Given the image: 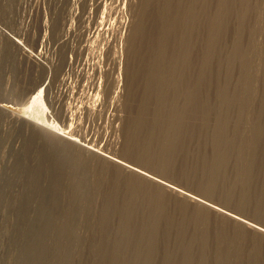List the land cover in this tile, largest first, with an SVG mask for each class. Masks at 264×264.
I'll list each match as a JSON object with an SVG mask.
<instances>
[{"label": "rangeland", "instance_id": "374dc122", "mask_svg": "<svg viewBox=\"0 0 264 264\" xmlns=\"http://www.w3.org/2000/svg\"><path fill=\"white\" fill-rule=\"evenodd\" d=\"M103 158L264 230V0H0V264H264Z\"/></svg>", "mask_w": 264, "mask_h": 264}, {"label": "bare ground", "instance_id": "6f19581e", "mask_svg": "<svg viewBox=\"0 0 264 264\" xmlns=\"http://www.w3.org/2000/svg\"><path fill=\"white\" fill-rule=\"evenodd\" d=\"M132 18V17H131ZM133 39H134V37H133ZM12 42H13V40H12ZM14 43H16V45L18 46V47H21L19 44H18V42H14ZM22 45V44H21ZM113 49V48H112ZM33 56V55H32ZM30 60H32V61H34L30 56L28 57ZM37 58V57H36ZM40 60V59H39ZM41 61V60H40ZM51 66V65H50ZM113 68V67H112ZM158 71V70H157ZM53 75V74H52ZM163 77V76H162ZM77 79V78H76ZM117 79V78H116ZM43 83V82H42ZM72 85V84H71ZM45 89V88H44ZM68 92V91H67ZM41 93V92H40ZM40 93H38V94H40ZM94 93V92H93ZM203 100V99H202ZM66 102V101H65ZM198 103V102H197ZM202 104V103H201ZM82 108V107H81ZM90 108V107H89ZM88 108V109H89ZM93 108V107H92ZM11 111V113L13 114V115H22V114H18V113H16V110L15 109H13V110H10ZM18 111V110H17ZM20 113V112H19ZM171 113H175L174 111L173 112H171ZM170 113V114H171ZM176 114V113H175ZM174 114V115H175ZM90 115V114H89ZM25 116V115H24ZM30 116V115H29ZM172 116V115H171ZM167 117H169L168 115H167ZM23 118H25V117H23ZM169 119V118H168ZM31 120V119H30ZM170 120V119H169ZM172 120V119H171ZM198 121V120H197ZM201 121H202V119H201ZM192 122V121H191ZM201 123V122H200ZM34 124V123H33ZM194 124V123H193ZM197 124V123H196ZM35 125H37V126H40L39 127V130L40 131H44V133H45V137L47 136L48 138H52V139H54V138H56V139H63L64 141H66V143H68V144H70V145H76V147H79L81 150H83L86 154L87 153H94V152H92V150L90 149V148H85L84 147V149L83 148H81L82 146H83V144H82V146L80 145V144H77V142H73V140L74 139H70V138H68L67 136H65V135H62L61 133H58V132H56L55 130H54V128H52V127H49V125L48 126H43V125H40V124H35ZM46 125V124H45ZM115 126V125H114ZM203 127V126H202ZM33 128H35V129H37L36 127H33ZM58 130V129H57ZM67 135H69L68 133H67ZM65 143V142H64ZM96 155V154H95ZM98 155V154H97ZM109 158V157H108ZM110 158H112V157H110ZM105 161H107L108 163H111V164H113V165H116L117 167H120L125 173H127V174H132V175H135V176H137V177H140L141 179H143V180H145V181H147V182H150V183H152V184H157L158 186H161L163 189H165L168 193H170V194H172L173 196H177V197H180L181 199H185L187 202H189V203H191V204H194V205H197V206H201V207H206V208H208V209H210V210H212V211H215L216 213H220V214H222V215H224L225 217H227V218H229V219H231V220H233V221H235V222H237V223H239V224H242V225H244L246 228H248V229H250V230H253V231H256V232H258V233H261L262 235H264V230H262V229H260V228H258L257 226H253V225H251V224H249V223H246V222H243L242 220H240L239 219V217L237 218V217H235V216H233V215H231V214H229V213H226V212H223V211H221L220 209H218V208H216V207H214V205L213 206H211V204L209 205V203L207 204V202H205V201H203V200H199V199H197L196 197H192V196H189L188 194H186V193H183L181 190L179 191V190H177V189H175V188H173V187H171L170 185H167V184H165L164 182H162V181H160V180H158V179H155V178H153V177H151V175H149V174H146V172L144 173L142 170H138V168H133V167H130L129 165H126V164H124V163H122V162H120V161H114L115 160V158L112 160H110V159H107V158H103Z\"/></svg>", "mask_w": 264, "mask_h": 264}]
</instances>
